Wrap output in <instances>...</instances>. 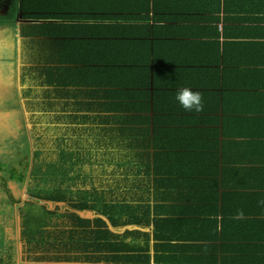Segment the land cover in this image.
Returning a JSON list of instances; mask_svg holds the SVG:
<instances>
[{"label": "trees", "instance_id": "16d2710c", "mask_svg": "<svg viewBox=\"0 0 264 264\" xmlns=\"http://www.w3.org/2000/svg\"><path fill=\"white\" fill-rule=\"evenodd\" d=\"M13 3L21 39V70L16 78L13 69L4 77L11 78L13 88L15 81L19 89L24 88L22 114L28 116L29 140L38 161L72 159L77 181L46 195L35 194L46 217L52 212L39 201L70 205H57L52 214L58 213L59 218L43 224L38 232L27 227L30 219L25 208H19L26 242L23 255L19 256V250L7 251L0 264H14L18 257L23 264H81L84 256L105 248L96 245L103 233L88 231L84 225L101 229L107 225H155L164 204L155 200L165 198L174 188L212 185L216 191L222 174L232 168L223 164L222 172L218 113L207 119L210 126L204 129L174 122L171 129L173 117L161 116L164 99H172L177 109L175 97L187 86H171L172 80L183 77V70L160 68L161 63H151L153 50L139 46L149 35L139 31L155 28V21L146 17L150 9L126 11L124 5L111 0H10V6ZM219 20L208 22L217 24ZM243 21L239 23L243 31L254 28L252 18ZM134 30L137 35L132 34ZM164 110L174 112L170 104ZM232 122L223 120V130ZM193 123L201 125L200 120ZM164 126L170 134L155 132ZM178 126L182 127L176 129ZM156 137L170 139L160 142ZM6 172L10 179L16 178L15 170ZM232 172L249 175L251 169L240 167ZM19 181L23 183L24 178ZM32 203L29 200L24 206ZM83 209L80 212L85 217L93 216L94 211L103 217L83 221L76 215ZM163 220L181 221L178 225L184 222L181 217ZM71 225H77V246L74 230L66 228ZM208 225H216L209 238L216 240L217 221ZM201 236L194 234L195 238ZM134 237L141 236L135 233ZM181 261L185 262L183 258L173 262ZM99 264L115 263L104 260Z\"/></svg>", "mask_w": 264, "mask_h": 264}, {"label": "crops", "instance_id": "0c3cea01", "mask_svg": "<svg viewBox=\"0 0 264 264\" xmlns=\"http://www.w3.org/2000/svg\"><path fill=\"white\" fill-rule=\"evenodd\" d=\"M111 1L124 5L126 11L133 7L150 9L146 17L155 21V28L139 31L141 35L149 34L141 39L145 42L139 46L148 47V52L153 50L155 55L150 59L151 63H161L160 68L183 70V77H176L172 80L175 82L169 83L171 86H187L202 97L204 95L201 112L186 111L175 99L176 109L172 99H164L174 112H166L163 103L161 116L173 117L169 120L171 129H174L173 122L190 129H204L210 126L207 119L217 112L222 172L223 164L232 168L222 174L216 191L212 185L201 189L174 188L165 198L154 199L159 205L164 203L159 208L160 220L157 219L155 225H107L106 229H101L82 222L88 231L103 233L96 245L105 248L99 253L87 254L79 260L80 263L99 264L108 260L115 264H264V204L260 203L264 201V0ZM135 2L137 4L131 5ZM214 18L220 19L217 24L208 22ZM248 18L253 19L255 26L243 31L239 23ZM132 34L137 35V32L134 30ZM243 34L248 38H242ZM8 108L0 111V123L7 126L0 129V133L12 128L11 116L18 114L17 106ZM186 117L197 119L186 120ZM225 119H233V122L223 130ZM198 120L201 125L193 123ZM18 124L19 120L13 128L19 129ZM179 127L182 126L175 128ZM155 132L170 134L165 126ZM24 136L31 149L28 128ZM157 139L166 142L170 138ZM6 142H9L8 137ZM7 152L8 147H0V158H4ZM238 165L251 169L249 175L232 172L240 168ZM1 174L0 182L6 187L10 178ZM50 202L46 205L48 209L52 207L49 210L52 213L57 205L70 206L66 202ZM15 209L13 217L18 214L20 220L18 225L10 226L16 221L7 224L5 232L0 234V259L7 258V251L19 250L21 245L24 248L26 243L18 204ZM79 212L77 210L76 215L83 221L95 219L83 217ZM240 212L244 213L242 219L237 218ZM52 213L47 217L43 215L44 225L59 218L58 213ZM170 217H181L184 222L178 225L181 221L163 220ZM210 221L218 223L216 240L209 239L216 226L208 225ZM66 228L74 230V244L77 246V225ZM135 233L141 237H134ZM197 233L202 236L195 238ZM188 234L192 237L187 238ZM181 258L185 262H173ZM15 264L23 263L19 258Z\"/></svg>", "mask_w": 264, "mask_h": 264}, {"label": "rangeland", "instance_id": "374dc122", "mask_svg": "<svg viewBox=\"0 0 264 264\" xmlns=\"http://www.w3.org/2000/svg\"><path fill=\"white\" fill-rule=\"evenodd\" d=\"M6 1L7 0H0V37H8L9 41H11L12 43V46L15 48L16 44L18 48V46H21V42L19 45V40L21 39L19 35V28L17 27V13L15 10H13L15 4L13 3L12 6H10V4L2 5V3ZM13 55L14 53L11 50L9 44L8 47L4 49V52L0 51V64L10 63V60L8 58L12 57ZM18 57L21 58V53H18ZM20 60L21 59H19V61L16 60L17 63L13 64L12 69L15 78L20 75ZM1 66L2 70H0V111L6 109V107L9 106H17L19 108L18 114L14 116L17 117L19 120V129H14V131L10 129L11 131L9 130L5 134L0 133V147H8V152L6 153V156L4 158H0V173L2 172L1 176L5 174L6 176L11 177L10 173L6 172L7 169H13L17 173L16 178L12 180L10 179L9 182L6 183V187L2 184V182H0V224H2L0 225V234H3V232H5L7 224H13L14 220L17 221V223L19 222L20 218L18 220V214L16 215L17 217H13L14 213L16 214V204H18V209H26V214L30 219V225H27V227L30 230L36 231L43 225L42 219L44 218V211L41 205L36 204L38 200L36 199L35 194L44 193L46 195L61 186L65 187L67 183L71 184L76 182L77 168L75 167V164L72 159L69 161L60 160L55 163L38 161V154L34 151L33 147L30 149L27 138L26 136H24L27 128L28 133L31 136V125L28 122V116L24 117L22 114L25 111L24 101L22 100V92L24 88L21 87L19 89L18 84L15 81V89H13V93H11L12 80L9 76H6V78L4 77V70L6 69V67L2 64ZM4 98H6L7 101L4 100ZM14 126H16V124H14ZM6 127L7 126L5 123H0V129H5ZM7 137L9 139V142L5 143L4 138H6L7 140ZM26 164H28L29 167L26 172L27 175L24 176L25 170L27 169ZM20 178H24L23 183L19 181ZM35 181L36 185L32 187V184ZM25 185H27L28 188ZM9 189L12 191H10ZM29 200L34 201V203L24 206V203ZM39 202L43 204L48 203L50 201ZM51 209L52 207H49V210ZM10 210L11 212H9ZM84 210L85 209L79 211ZM91 217L102 218V215L95 213L93 216L91 215ZM10 226H14V224ZM6 238L7 236L2 239L3 243L5 242ZM22 250L23 245L20 246L19 251L22 252ZM15 261L18 262V258H16Z\"/></svg>", "mask_w": 264, "mask_h": 264}, {"label": "clouds", "instance_id": "9594fccd", "mask_svg": "<svg viewBox=\"0 0 264 264\" xmlns=\"http://www.w3.org/2000/svg\"><path fill=\"white\" fill-rule=\"evenodd\" d=\"M19 47V53H21L20 46ZM175 99L180 104V106L186 110V111H195V112H201L203 111V97L199 92H194L190 88H183L180 90ZM261 204H264V201L260 202ZM244 217V213L240 212L237 216L238 219H242ZM23 255L22 252L19 251V256Z\"/></svg>", "mask_w": 264, "mask_h": 264}, {"label": "flooded vegetation", "instance_id": "af4514ba", "mask_svg": "<svg viewBox=\"0 0 264 264\" xmlns=\"http://www.w3.org/2000/svg\"><path fill=\"white\" fill-rule=\"evenodd\" d=\"M9 5L10 4V0H7L6 2H4V3H2V5ZM11 45L10 47H11V50L13 51V53H14V55L12 56V57H10V58H8L9 60H10V63H1L3 66H5L6 67V69L4 70V73L5 74H9V73H11L12 72V68H13V64L14 63H17L16 62V60H18L19 61V57H18V53H19V47L17 48V45L15 44V48L12 46V43H11V41H9V38L8 37H2L1 39H0V51L1 52H4V49L6 48V47H8V45ZM18 49V50H17ZM1 64H0V70H2V66H1ZM1 74H2V71H1ZM12 88H13V86L11 85V93H13L12 92ZM13 89H15V88H13ZM3 98V97H2ZM5 110H9V108L8 107H6V109ZM17 122H18V118H16L14 115H12L11 116V124H12V128H10L11 130H13L14 131V128H13V126H14V124H17ZM8 125V124H7ZM16 127V126H15ZM10 129H8V130H10ZM10 130V131H11ZM5 133H7V132H2V134H5ZM4 142L6 143V138H4ZM10 190V189H9ZM10 191H12V190H10ZM15 211V210H14ZM9 212H11V210L9 211ZM18 223H17V221H16V223L14 224V225H17ZM0 225H2V224H0Z\"/></svg>", "mask_w": 264, "mask_h": 264}, {"label": "water", "instance_id": "95a60500", "mask_svg": "<svg viewBox=\"0 0 264 264\" xmlns=\"http://www.w3.org/2000/svg\"><path fill=\"white\" fill-rule=\"evenodd\" d=\"M19 45H20V40H19ZM79 213H80L81 216L84 217V214L83 213H81V212H79ZM86 217H91V215H87Z\"/></svg>", "mask_w": 264, "mask_h": 264}]
</instances>
